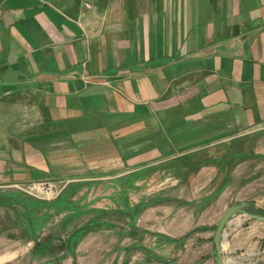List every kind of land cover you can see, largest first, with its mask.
Returning <instances> with one entry per match:
<instances>
[{"label":"crops","instance_id":"1","mask_svg":"<svg viewBox=\"0 0 264 264\" xmlns=\"http://www.w3.org/2000/svg\"><path fill=\"white\" fill-rule=\"evenodd\" d=\"M263 124L264 0H0V200L26 212L34 242L68 211L12 185H112ZM77 199L60 203L92 215L93 198ZM157 209L140 221L173 253L150 260L174 264L187 250L174 238L196 225ZM237 220L223 235L225 264H264V227L238 230ZM93 226L70 264H132L130 253L100 258Z\"/></svg>","mask_w":264,"mask_h":264},{"label":"rangeland","instance_id":"2","mask_svg":"<svg viewBox=\"0 0 264 264\" xmlns=\"http://www.w3.org/2000/svg\"><path fill=\"white\" fill-rule=\"evenodd\" d=\"M159 166L170 167L125 176L111 181L112 185L94 182V188L89 182L73 184L67 180H53L63 182L62 191L55 199H37L13 188L14 194L32 200L58 201L59 211L67 209L68 212L65 219L59 217L51 228L38 234V240L34 242L32 235L23 228L26 212L18 211L20 205L17 202H8L6 197L1 199L0 264H13L10 257L17 251L22 255L20 264H70L79 257L75 252L77 245L95 231L88 230L93 225V229L97 227L98 230L93 243L104 249L98 252L100 258L104 255V259L113 261L130 253L134 257L132 264L138 263L140 258L150 264L151 256L173 253L170 245L165 244L170 241L156 233L154 224L150 226L148 221L145 229L143 220L140 221L144 213L151 212L148 218L154 220L158 207L157 210H166L167 217L176 215L179 222L182 217L189 218V222L194 221L196 225L193 230L174 238V241L186 244L188 250H179L174 264H207L213 241L207 246L203 239L211 236L213 240L220 218L229 206L248 202L256 212L264 215V124ZM84 195L93 198L92 215L85 213L88 208L81 211L78 202L71 205L77 207L76 211L60 203L69 205ZM11 197L19 199L16 195ZM89 217L95 220L90 222ZM234 217L238 218V225L235 223L232 227L238 230L251 224L264 227V222L243 215ZM185 218L181 222L186 223ZM107 230L111 233L106 234ZM260 234L264 235V230H260ZM32 243L34 251L31 250ZM46 243L48 246L44 248Z\"/></svg>","mask_w":264,"mask_h":264},{"label":"water","instance_id":"3","mask_svg":"<svg viewBox=\"0 0 264 264\" xmlns=\"http://www.w3.org/2000/svg\"><path fill=\"white\" fill-rule=\"evenodd\" d=\"M236 215H243L251 220L264 222V215L256 212L251 203L238 202L229 206L221 216L214 235L212 255L216 264H225L224 254L222 251L223 235L227 223Z\"/></svg>","mask_w":264,"mask_h":264},{"label":"built area","instance_id":"4","mask_svg":"<svg viewBox=\"0 0 264 264\" xmlns=\"http://www.w3.org/2000/svg\"><path fill=\"white\" fill-rule=\"evenodd\" d=\"M61 181H31L12 185L23 193L37 199H55L62 191Z\"/></svg>","mask_w":264,"mask_h":264}]
</instances>
